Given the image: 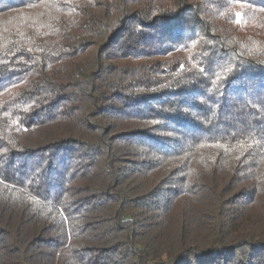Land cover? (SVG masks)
<instances>
[{
  "label": "trees",
  "instance_id": "16d2710c",
  "mask_svg": "<svg viewBox=\"0 0 264 264\" xmlns=\"http://www.w3.org/2000/svg\"><path fill=\"white\" fill-rule=\"evenodd\" d=\"M0 264H264V0H0Z\"/></svg>",
  "mask_w": 264,
  "mask_h": 264
},
{
  "label": "snow or ice",
  "instance_id": "6c2138e0",
  "mask_svg": "<svg viewBox=\"0 0 264 264\" xmlns=\"http://www.w3.org/2000/svg\"><path fill=\"white\" fill-rule=\"evenodd\" d=\"M240 14H237V17L239 18Z\"/></svg>",
  "mask_w": 264,
  "mask_h": 264
}]
</instances>
